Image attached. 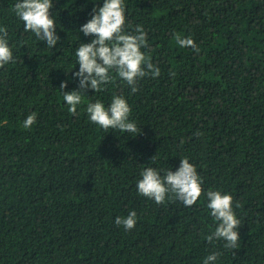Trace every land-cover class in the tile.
Here are the masks:
<instances>
[{"label": "trees", "instance_id": "1", "mask_svg": "<svg viewBox=\"0 0 264 264\" xmlns=\"http://www.w3.org/2000/svg\"><path fill=\"white\" fill-rule=\"evenodd\" d=\"M17 2L0 0L16 60L0 68V264H203L213 252L214 264H264V0H125V29L144 28L160 75L139 79L136 93L118 77L89 89L75 115L60 84L78 87L75 53L93 39L79 29L103 0H53V48L24 31ZM114 95L142 134L90 121L87 104ZM185 157L204 193L233 196L236 249L207 240L219 222L204 194L185 207L138 193L146 167L164 175ZM132 210L133 229L115 223Z\"/></svg>", "mask_w": 264, "mask_h": 264}, {"label": "clouds", "instance_id": "2", "mask_svg": "<svg viewBox=\"0 0 264 264\" xmlns=\"http://www.w3.org/2000/svg\"><path fill=\"white\" fill-rule=\"evenodd\" d=\"M54 7L53 0H18L13 8L15 15L24 23V31L33 33L38 41L46 42L48 48H53L60 41L51 11ZM125 12V0H103L102 6L93 8L91 19L80 27L79 31L85 37L91 36L93 39L89 43L82 42L75 53L79 70L74 72L73 77L78 78V87L65 91L67 82L60 84L63 100L71 114L77 113V107L81 105L89 89L94 92L102 91L118 77L131 87V93H136L139 90V79L160 75V69L142 51L147 47V32L141 25H137L134 31H126ZM174 39L180 47H190L199 52L191 36L177 33ZM10 62L15 63L16 60L9 44L8 30L0 27V68ZM86 111L90 121L105 131L111 128L142 134L137 124L129 119L132 110L122 95H114L107 107L101 100L88 103ZM36 122L37 114L33 112L24 119L23 128L30 129ZM140 176L141 179L137 182L138 193L157 204L164 203L166 199H175L185 207H191L204 194L211 216L219 222L214 232L207 236L209 243L214 239H222L226 241L225 248L236 249L239 246L241 221L233 210V196L219 190L204 193L203 179L187 157L181 160L175 172L168 170L161 175L159 169L146 167ZM115 223L122 225L125 230L133 229L137 223L136 211H130L126 217H117ZM220 255V252L209 254L203 264H214Z\"/></svg>", "mask_w": 264, "mask_h": 264}]
</instances>
